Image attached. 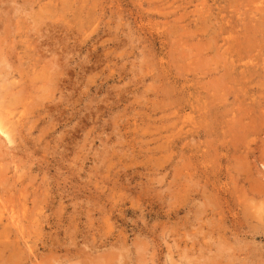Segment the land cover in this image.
Listing matches in <instances>:
<instances>
[{
    "label": "rangeland",
    "instance_id": "rangeland-1",
    "mask_svg": "<svg viewBox=\"0 0 264 264\" xmlns=\"http://www.w3.org/2000/svg\"><path fill=\"white\" fill-rule=\"evenodd\" d=\"M263 51L264 0H0V264H264Z\"/></svg>",
    "mask_w": 264,
    "mask_h": 264
},
{
    "label": "bare ground",
    "instance_id": "bare-ground-1",
    "mask_svg": "<svg viewBox=\"0 0 264 264\" xmlns=\"http://www.w3.org/2000/svg\"><path fill=\"white\" fill-rule=\"evenodd\" d=\"M250 1V0H249ZM245 12V11H244ZM243 15V14H242ZM246 17V16H245ZM241 25V24H240ZM255 28V27H254ZM247 31V30H246ZM224 40V39H223ZM246 40V39H245ZM226 41V40H225ZM250 43V42H249ZM231 45V44H230ZM233 45V44H232ZM243 46V45H242ZM253 46V45H252ZM236 47V46H235ZM253 48H254V46H253ZM256 48V47H255ZM242 49V48H241ZM240 49V50H241ZM246 49H248V48H246ZM251 49V48H250ZM229 50H230V48H229ZM243 50V49H242ZM241 50V51H242ZM253 50V49H252ZM256 50H258V46H257V49ZM260 50H261V47H260ZM248 51V50H247ZM251 51V50H250ZM254 51V50H253ZM238 52H239V50H238ZM264 52V51H263ZM236 53V52H235ZM241 53V52H240ZM239 53V54H240ZM260 53V52H259ZM242 54V53H241ZM247 54V53H246ZM238 55V54H237ZM243 55V54H242ZM241 55V56H242ZM22 56V55H21ZM237 57H239V56H237ZM244 57V56H243ZM256 57H258V56H256ZM236 58V57H235ZM242 58V57H241ZM264 58V57H263ZM236 60V59H235ZM239 61V60H238ZM239 63V62H238ZM261 64V63H260ZM232 65H233V63H232ZM231 66V65H230ZM263 66V65H262ZM233 67V66H232ZM251 67H252V65H251ZM260 67L261 66H259V70H260ZM228 68V67H227ZM254 70V69H253ZM258 70V71H259ZM262 70V69H261ZM260 72V71H259ZM262 73H263V71H262ZM252 75V74H251ZM258 76V75H257ZM260 76H261V74H260ZM253 78V77H252ZM257 78V77H256ZM15 79V78H14ZM17 80V79H16ZM17 81H19V80H17ZM18 83V82H17ZM11 85H13V84H11ZM19 86V85H18ZM16 87H17V85H16ZM12 88H14V87H12ZM8 89H9V87H8ZM7 89V90H8ZM10 90V89H9ZM15 90H17V89H15ZM23 90V89H22ZM17 93H18V91H16ZM3 93V92H2ZM9 93H10V91H9ZM21 93H23V92H21ZM25 93V92H24ZM1 94V93H0ZM14 94V93H13ZM16 94V93H15ZM19 94V93H18ZM17 94V95H18ZM7 95V94H6ZM6 95H4V97L6 96ZM20 95V94H19ZM28 95V94H27ZM21 96H22V94H21ZM23 96H24V94H23ZM3 97V96H2ZM8 97H9V95H8ZM17 97V96H16ZM19 97V96H18ZM25 97V96H24ZM23 97V98H24ZM27 97V96H26ZM32 97H33V95H32ZM32 97H31V99H32ZM6 98V97H5ZM30 98V97H29ZM28 98V99H29ZM24 100V99H23ZM5 101V100H4ZM37 101V100H36ZM22 102V101H21ZM3 103V102H2ZM29 103V102H28ZM26 104H27V102H26ZM30 105H31V103H30ZM14 106V105H13ZM16 106H17V104H16ZM27 107V106H26ZM26 107H24V109L26 108ZM14 108V107H13ZM32 108V107H31ZM8 109H9V107H8ZM27 109H29V106H28V108ZM12 110V109H11ZM30 110V109H29ZM31 111H33L34 112V110H31ZM32 112V113H33ZM41 112V111H40ZM13 113V112H12ZM24 113V112H23ZM22 113V114H23ZM30 113V112H29ZM26 114V113H25ZM25 114H24V116H25ZM38 114V113H37ZM28 115V114H27ZM9 116V117H8ZM3 117H5L6 119H10V117H11V111H10V109L8 110V111H4L3 113H2V111H1V109H0V136H3V137H5L6 139H8V136H9V132H8V129H7V127H6V124L8 123V122H10V121H8V122H4L3 120ZM26 117H28V116H26ZM38 118H40V116L38 117ZM3 119V120H2ZM26 119V118H25ZM19 121V120H18ZM26 121V120H25ZM27 122V121H26ZM13 123V122H12ZM26 124V123H25ZM29 124V123H28ZM12 125H14V124H12ZM22 126H24L23 124H21V127ZM17 127H18V125H17ZM16 127V128H17ZM19 128H20V124H19ZM21 129H23V128H21ZM14 130H15V132H16V129L14 128ZM18 131H19V129H17ZM17 131V132H18ZM20 132V131H19ZM22 132V131H21ZM13 134H15V133H13ZM21 134V133H20ZM20 136V135H19ZM13 137V136H12ZM0 140H1V138H0ZM2 141V140H1ZM4 141V140H3ZM13 141H15L14 139H13ZM264 141V140H263ZM5 142V141H4ZM258 154V153H257ZM231 156V155H230ZM260 156V155H259ZM261 161H262V159H261ZM264 161V160H263ZM260 164V163H259ZM17 171H15V173H16ZM229 173V172H228ZM21 175V174H20ZM22 178V177H21ZM20 179V178H19ZM16 180L17 179H15V182H16ZM14 182V181H13ZM237 182V181H236ZM6 183V182H5ZM3 184V183H2ZM3 188V187H2ZM218 188V187H217ZM3 190V189H2ZM1 194H3V193H1ZM6 195V194H5ZM7 196V195H6ZM26 200V199H25ZM6 203V202H5ZM13 207V206H12ZM19 210V209H18ZM23 210V209H22ZM18 216V215H17ZM237 216V215H236ZM6 218V217H5ZM24 220V219H23ZM26 221V220H25ZM14 222V221H13ZM25 223V222H24ZM11 225V224H10ZM9 225V226H10ZM20 225H21V227H22V224L20 223ZM262 225V224H261ZM27 226V225H26ZM26 226H24V227H26ZM16 227V226H15ZM11 228V227H10ZM14 228V227H13ZM3 229H5V228H3ZM26 229V228H25ZM14 230V229H13ZM5 231V230H4ZM28 231V230H27ZM251 232V231H250ZM258 232V231H257ZM15 233H18L17 231L15 232ZM24 233V232H23ZM1 235V234H0ZM27 235V234H26ZM18 236V235H17ZM21 237V236H20ZM9 238V237H8ZM22 238V237H21ZM25 238V237H24ZM252 238V237H251ZM29 239V238H28ZM20 240H22V239H20ZM26 243V242H25ZM27 244V243H26ZM25 245V244H24ZM28 246V245H27ZM216 252V251H215ZM250 256V255H249ZM29 259V258H28ZM246 260V259H245Z\"/></svg>",
    "mask_w": 264,
    "mask_h": 264
}]
</instances>
